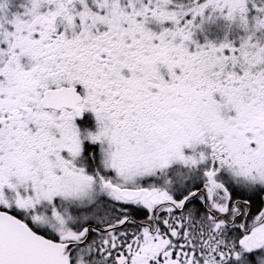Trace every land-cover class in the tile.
Returning <instances> with one entry per match:
<instances>
[{"label": "snow or ice", "instance_id": "snow-or-ice-1", "mask_svg": "<svg viewBox=\"0 0 264 264\" xmlns=\"http://www.w3.org/2000/svg\"><path fill=\"white\" fill-rule=\"evenodd\" d=\"M0 264H264V0H0Z\"/></svg>", "mask_w": 264, "mask_h": 264}]
</instances>
